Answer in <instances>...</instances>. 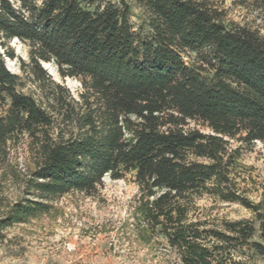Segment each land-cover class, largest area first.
I'll return each mask as SVG.
<instances>
[{"label":"trees","instance_id":"obj_1","mask_svg":"<svg viewBox=\"0 0 264 264\" xmlns=\"http://www.w3.org/2000/svg\"><path fill=\"white\" fill-rule=\"evenodd\" d=\"M136 1L148 14L139 32L125 1L0 0V170L23 137L36 153L24 198L2 223L132 175L144 234L164 238L182 264H264V200L252 202L234 177L245 147L264 143V34L227 22L211 0ZM240 3L264 12V0ZM16 39L29 47L23 69L51 86L38 98L6 66L15 58L6 42ZM43 63L79 80V97ZM204 196L254 219L208 229L192 215Z\"/></svg>","mask_w":264,"mask_h":264},{"label":"rangeland","instance_id":"obj_2","mask_svg":"<svg viewBox=\"0 0 264 264\" xmlns=\"http://www.w3.org/2000/svg\"><path fill=\"white\" fill-rule=\"evenodd\" d=\"M109 1L129 4L134 30H146L148 14L138 1L98 0V5ZM211 2L227 22L258 29L264 34V12L255 10L253 5H242L240 0ZM6 45L15 55L10 59L3 54L7 68L21 78L19 90L37 98L41 87L49 91V83L34 81V76L22 67V63L30 62L28 45L20 40L8 41ZM4 51L0 47V52ZM45 64L43 67L52 80L78 98L82 91L80 81L62 78L54 63ZM187 128L211 132L198 121H191ZM30 144L28 137H23L13 145L9 161L0 170V264H182L177 251L164 238H148L144 234L137 216L140 189L132 175L121 180L106 176L94 195L71 192L56 199L47 213L24 223L4 225L2 221L9 210L23 200L25 181L36 169V153ZM232 145L235 148L238 142ZM234 177L252 202L264 200V143L257 141L245 147ZM197 206L193 219L206 221L208 229L225 231L226 222L254 219L253 212L240 204L215 197L204 196L197 200ZM224 247L229 249L233 245ZM232 253L238 260V250ZM246 253L251 255L249 251ZM256 260L262 263L260 258Z\"/></svg>","mask_w":264,"mask_h":264},{"label":"bare ground","instance_id":"obj_3","mask_svg":"<svg viewBox=\"0 0 264 264\" xmlns=\"http://www.w3.org/2000/svg\"><path fill=\"white\" fill-rule=\"evenodd\" d=\"M14 41H18L17 39L16 40H14ZM45 64V63H44ZM49 64H45V66H48Z\"/></svg>","mask_w":264,"mask_h":264}]
</instances>
